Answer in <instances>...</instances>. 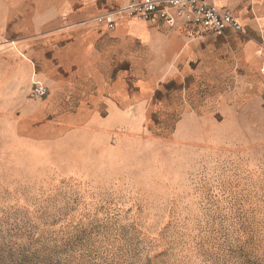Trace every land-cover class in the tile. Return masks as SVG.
<instances>
[{"label": "rangeland", "instance_id": "rangeland-1", "mask_svg": "<svg viewBox=\"0 0 264 264\" xmlns=\"http://www.w3.org/2000/svg\"><path fill=\"white\" fill-rule=\"evenodd\" d=\"M121 1L0 0V264H264L246 35L182 26L165 59L93 21Z\"/></svg>", "mask_w": 264, "mask_h": 264}, {"label": "crops", "instance_id": "crops-1", "mask_svg": "<svg viewBox=\"0 0 264 264\" xmlns=\"http://www.w3.org/2000/svg\"><path fill=\"white\" fill-rule=\"evenodd\" d=\"M124 3L125 0H122L121 5ZM215 3L221 8H228L234 18L242 25L243 30L240 33L246 35V37L243 42H238L237 51L243 64L248 66L251 73L255 74L258 70L261 71L264 65V0H216ZM122 21L125 23L122 26H118ZM146 23L150 25L163 24L162 22L156 23V21H137L128 17L120 18L114 27L113 35L140 37L141 41L147 42L152 53L165 59L170 55H174L175 58L186 59L196 54L194 50L196 44L192 42L193 39L187 40V37L181 35V31H179L182 26L191 27L192 25L179 22L175 27L171 28L163 24L167 28L174 30L166 34L162 30L150 29ZM136 27L137 29L135 30ZM226 31H230V29ZM25 72L23 75V87L28 90V85H30V80L31 82L33 81V77L31 78L28 71Z\"/></svg>", "mask_w": 264, "mask_h": 264}, {"label": "built area", "instance_id": "built-area-1", "mask_svg": "<svg viewBox=\"0 0 264 264\" xmlns=\"http://www.w3.org/2000/svg\"><path fill=\"white\" fill-rule=\"evenodd\" d=\"M216 0H125L119 7H112L96 15L93 21L112 30L120 18H131L137 21H163L173 28L179 22L192 25L202 33L217 36L230 29L241 32L242 25L226 7H219ZM264 73V65L261 68ZM48 93L47 87L35 84L32 97H43Z\"/></svg>", "mask_w": 264, "mask_h": 264}]
</instances>
